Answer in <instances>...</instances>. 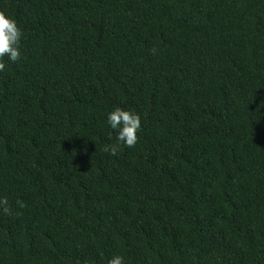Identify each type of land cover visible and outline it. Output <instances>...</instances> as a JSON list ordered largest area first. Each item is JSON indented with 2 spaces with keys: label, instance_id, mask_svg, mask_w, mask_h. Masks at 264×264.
I'll return each instance as SVG.
<instances>
[{
  "label": "trees",
  "instance_id": "16d2710c",
  "mask_svg": "<svg viewBox=\"0 0 264 264\" xmlns=\"http://www.w3.org/2000/svg\"><path fill=\"white\" fill-rule=\"evenodd\" d=\"M0 10V264H264V0ZM116 107L141 129L113 156Z\"/></svg>",
  "mask_w": 264,
  "mask_h": 264
},
{
  "label": "clouds",
  "instance_id": "9594fccd",
  "mask_svg": "<svg viewBox=\"0 0 264 264\" xmlns=\"http://www.w3.org/2000/svg\"><path fill=\"white\" fill-rule=\"evenodd\" d=\"M22 35L23 32L18 22L9 16L6 11L0 10V71L5 68V57L13 62L20 59ZM155 53L156 49L153 48V54ZM108 124L112 129L117 130L118 143L110 146L106 145L103 149L104 152L115 156L120 150L121 144L129 148L135 147L138 141V132L141 129V117L138 113L116 107L108 115ZM16 203L20 208L26 206L21 200H17ZM0 210L5 214H11L12 209L7 197L0 198ZM108 264H124V258L119 255L114 256L108 261Z\"/></svg>",
  "mask_w": 264,
  "mask_h": 264
}]
</instances>
